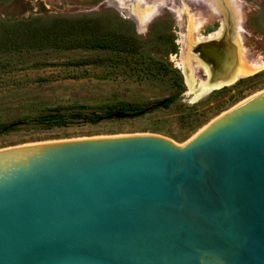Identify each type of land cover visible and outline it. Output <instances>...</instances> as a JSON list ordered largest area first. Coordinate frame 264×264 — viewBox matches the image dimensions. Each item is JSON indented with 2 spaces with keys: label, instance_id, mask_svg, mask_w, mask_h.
Listing matches in <instances>:
<instances>
[{
  "label": "water",
  "instance_id": "1",
  "mask_svg": "<svg viewBox=\"0 0 264 264\" xmlns=\"http://www.w3.org/2000/svg\"><path fill=\"white\" fill-rule=\"evenodd\" d=\"M0 264H264V91L183 145L1 149Z\"/></svg>",
  "mask_w": 264,
  "mask_h": 264
},
{
  "label": "rangeland",
  "instance_id": "2",
  "mask_svg": "<svg viewBox=\"0 0 264 264\" xmlns=\"http://www.w3.org/2000/svg\"><path fill=\"white\" fill-rule=\"evenodd\" d=\"M158 1L0 0V150L132 134L158 135L183 145L213 119L264 91L262 66L254 73L237 77L235 82L224 86L225 91L213 93L220 87L194 98L182 71L181 38L185 36V29L174 10L164 0ZM173 2L183 16L186 7L189 14L200 17L202 35L217 31L222 21L229 20L231 33L225 30L222 36L227 35L235 42L239 40L246 60L264 65V0ZM145 11L154 15L147 13L149 24H139L138 18L142 21ZM57 19L79 26L85 24L104 41L121 36V41L128 42V50H121V43L117 42L113 44H117L118 50H15L5 45V30L18 23L29 21L43 27ZM237 24L241 28L233 33V26ZM76 61L89 64L70 65ZM204 78L199 73L196 79L200 82ZM240 78L244 81L239 82ZM172 97L174 100L164 107V101ZM117 101L146 106L148 111L97 123L73 122L51 128L20 121L48 107ZM13 122L16 125L8 131L2 127Z\"/></svg>",
  "mask_w": 264,
  "mask_h": 264
},
{
  "label": "trees",
  "instance_id": "3",
  "mask_svg": "<svg viewBox=\"0 0 264 264\" xmlns=\"http://www.w3.org/2000/svg\"><path fill=\"white\" fill-rule=\"evenodd\" d=\"M97 31L87 29L85 24L79 26L63 19L54 20L50 26H35L29 21L18 23L13 28L5 30V45L15 50H43L53 48L55 50H69L77 48L87 49H117L121 43V50H128V42L121 41V36L106 41L96 37ZM109 40V41H108ZM111 42V43H110ZM120 50V49H119ZM88 61H76L70 63L73 66L86 65ZM49 66V65H47ZM244 79H239L243 82ZM227 90L223 87L213 93ZM174 98L166 99L163 103L167 107ZM146 106L132 104L127 101H117L100 105H61L48 107L34 116H27L20 120L23 123H32L42 128L67 126L70 123H97L103 119L113 117H129L141 115L147 112ZM16 124H4L6 131Z\"/></svg>",
  "mask_w": 264,
  "mask_h": 264
},
{
  "label": "bare ground",
  "instance_id": "4",
  "mask_svg": "<svg viewBox=\"0 0 264 264\" xmlns=\"http://www.w3.org/2000/svg\"><path fill=\"white\" fill-rule=\"evenodd\" d=\"M138 1L144 2L145 0ZM173 1L174 0H164L163 2L167 3L169 8L174 10L179 24L185 29V36L182 35V37L180 35L184 44L182 71L186 76L191 92H193L196 97L199 95L201 96L202 93L204 94L213 89L229 85L233 83L237 77L254 73L264 66L261 61L259 64L246 60V52H243L239 40L238 44V42H235L233 39L231 41L229 36H222L225 30L231 33L229 20L222 21V26L217 31L202 35L200 27L203 21L200 17H198V15L189 14V10L186 7H184L185 14L183 16ZM208 1L212 2V0ZM158 2L160 3V0ZM235 7L236 6L233 5V8ZM213 9L216 12L218 11L216 8ZM153 12H155V10ZM145 13L146 11L142 15V21L138 18V20H140L139 24H149L147 23L148 20H150V17L147 16L149 12ZM238 21L239 20H237V22ZM240 28L238 24L237 26H233V33H237V30ZM191 59H193V61H191ZM191 63H194V67L191 66ZM199 73H202L205 78L197 82L196 78L199 76Z\"/></svg>",
  "mask_w": 264,
  "mask_h": 264
}]
</instances>
